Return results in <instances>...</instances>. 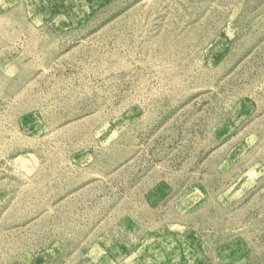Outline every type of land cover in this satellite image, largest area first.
Returning a JSON list of instances; mask_svg holds the SVG:
<instances>
[{"label":"rangeland","instance_id":"1","mask_svg":"<svg viewBox=\"0 0 264 264\" xmlns=\"http://www.w3.org/2000/svg\"><path fill=\"white\" fill-rule=\"evenodd\" d=\"M0 264H264V0H0Z\"/></svg>","mask_w":264,"mask_h":264}]
</instances>
